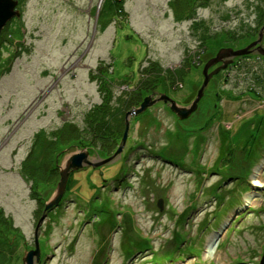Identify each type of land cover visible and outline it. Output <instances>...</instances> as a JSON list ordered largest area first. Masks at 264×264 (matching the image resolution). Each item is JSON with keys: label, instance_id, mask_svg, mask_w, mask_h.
<instances>
[{"label": "rangeland", "instance_id": "374dc122", "mask_svg": "<svg viewBox=\"0 0 264 264\" xmlns=\"http://www.w3.org/2000/svg\"><path fill=\"white\" fill-rule=\"evenodd\" d=\"M174 1L126 0L129 17L101 33L104 0H19L21 16L0 36V208L8 219L0 221V264H24L26 253L35 250L37 224L60 179L59 169L52 176L49 168L55 169L58 157L61 164L85 148L98 166L72 173L62 203L39 230L41 258L35 264H263L259 52L237 57L215 74L197 110L185 119L164 101L139 115L127 114L130 128L120 155L115 153L121 141L107 154L80 140L70 144L63 133L53 137L57 131L74 133L76 125L84 133L87 113L102 102L98 82L91 79L101 63L109 67L111 93L126 90L132 98L148 61L175 69L187 50H200L190 21L175 19L180 9L171 6ZM249 2L231 0L221 11L200 9L197 20L241 32L242 22H254ZM225 40H210L190 60L185 82L169 76L157 90L141 92V104L165 94L191 106L204 85L205 65L222 48L241 50L257 41ZM244 57L251 70L237 67ZM215 65L209 73L222 66ZM41 130L48 135L46 146L33 165L35 158L28 157ZM32 166L38 185L31 189L25 175ZM258 176L263 185L255 187ZM250 195L254 204L246 202ZM209 247L215 248L213 255Z\"/></svg>", "mask_w": 264, "mask_h": 264}, {"label": "trees", "instance_id": "16d2710c", "mask_svg": "<svg viewBox=\"0 0 264 264\" xmlns=\"http://www.w3.org/2000/svg\"><path fill=\"white\" fill-rule=\"evenodd\" d=\"M231 0H175L174 3H171V6L174 8H179L178 11L177 22L182 23L183 20H188L191 23V32L195 39H197L199 42V51H195L196 47L194 46L193 52H188L187 50V56L184 59V61H181L179 65L173 69V66H170L166 68L165 66L161 65L158 61H148V66L143 70V76L141 77V86L137 88V93L134 94L132 98L128 96L129 92L124 90L121 92L120 95L116 96L113 95L112 92V86L111 80L109 78V67H106L101 63L99 67L97 68V75H94V72L91 73V79L93 81H97L99 85V92L102 96V102L99 105H96L93 109L90 110V112L87 113L85 118V130L84 133H80L79 126H74V133L69 132L67 130L63 131H57L53 133V137L55 139H58L57 136H61L62 133L63 137L67 140H70V144L73 141H81L82 143H86L88 147L95 150L96 152L104 151L107 154L115 151L117 148V145L120 141H122V136L125 131V123H126V116L129 114L132 110L137 109L138 106L141 105L142 101V94L144 92H147L148 90H151L156 88L160 84V81L162 79H168L170 76V79L177 81L179 80L180 83L185 82V72H189L192 68L190 66V60H195V57L199 56L198 54L201 53L202 49L208 48L207 45L210 42V40L217 41L220 37H224L226 40L225 43L229 42H235L237 44H242L246 39L254 40L255 38L259 36L260 30L264 26V0H250L248 6L249 10H251L252 13H254V22L251 24L249 22H242V30L241 32L238 31H232L227 29L218 30L217 27H212L211 23H206L205 20H197L198 17V10L200 9H209L212 6L220 8L219 11H221L223 8H225L224 4L229 3ZM126 0H104V3L100 10V17L98 20V26L99 31L103 33L106 31L110 25L115 21H125L126 18L129 17V13L125 8ZM181 7H185V9L182 10ZM237 9L239 7H236ZM253 8V9H251ZM241 10V9H240ZM182 11V13H181ZM237 12V10H235ZM251 13V14H252ZM226 19L231 18V13H227L225 16ZM226 30V31H224ZM18 42V40H17ZM191 48V47H188ZM195 51V52H194ZM197 52V53H196ZM190 57V58H189ZM259 57H263L259 55ZM256 63L255 67V75L258 82L264 81V60H259ZM189 66L188 70L185 71L186 66ZM237 67H240L242 70L246 69L249 70V67H252L247 58H243L241 61L237 63ZM251 70V69H250ZM251 74L254 72V69L250 71ZM249 72V73H250ZM183 74V75H182ZM168 81V80H167ZM124 82V81H123ZM143 92V93H141ZM136 98H139L136 100ZM68 135H67V134ZM47 133L44 131H39L36 134V138L34 140V146H32L30 155L28 159L35 158V165L40 158V154L42 152V149L45 148L44 139H47L46 135ZM68 136V137H67ZM37 139V140H36ZM40 140V144L38 143ZM57 141V140H54ZM121 143V142H120ZM53 146H56L54 143ZM41 147V148H39ZM86 147V146H85ZM36 153V155H35ZM60 153H58L59 156ZM60 158V157H58ZM58 158L54 160L55 163V169L54 166L52 168H49V171H52V176L55 175V173L58 172ZM27 159V163H28ZM53 159L50 161L52 163ZM37 170L40 169L39 166H36ZM30 175H25L26 181L31 183V189L34 186L38 185V182H36L33 177L34 174V167H30ZM33 199H37L36 195L31 196ZM4 212L0 208V221L2 222V219H5V221H8V219L4 218ZM11 223V222H10ZM18 230V229H16ZM161 263V262H160ZM159 263V264H160Z\"/></svg>", "mask_w": 264, "mask_h": 264}, {"label": "water", "instance_id": "95a60500", "mask_svg": "<svg viewBox=\"0 0 264 264\" xmlns=\"http://www.w3.org/2000/svg\"><path fill=\"white\" fill-rule=\"evenodd\" d=\"M19 0H0V36L2 34L3 29L5 26L12 21L14 18L20 17L21 12L18 10ZM96 32V26L94 28ZM264 37V27L262 28L259 39L255 41L254 43H251L247 48L241 49V50H235L233 48H222L214 57L205 65V68L203 70V74L205 76V82L202 87V89L198 93L197 99L194 101V103L189 107H183L180 106L176 101H174L171 97L161 95L159 99L153 101L152 98H149L145 100L144 103L141 104V106L137 109L132 110L129 114L130 115H139L143 112H145L148 107L151 105L156 104L157 102L164 101L165 103H168L170 105L171 110L180 118L185 119L192 115L194 111L198 108V103L200 102L201 98L203 97V91L204 88L208 85V82L210 79L217 73H219L222 69H225L229 63L233 62L234 58L249 54L252 52L253 47L260 44ZM262 48V53H264V48L262 45H259ZM224 63L221 67L213 71L212 73H209V69L218 63ZM130 123L126 122V128L125 133L123 135V139L121 141V144L119 148L117 149L115 155H120L123 149L124 144L126 143L128 131L130 128ZM59 168V175L60 179L57 183L56 189L52 196L45 202V207L43 211V215L41 219L39 220L37 227H36V241H35V250H31L26 253V256L24 257L23 261L24 264H35L40 262L41 258V251L39 248V230L45 221L46 217L48 216L49 212H51L54 208L58 207L64 198V195L67 190V185L69 182V179L72 175V173L77 172L86 166H93L97 167L98 164L94 163L90 160V151L85 149H79L77 152H72L69 155L65 157L63 162L61 164H58ZM264 264V254H263V261Z\"/></svg>", "mask_w": 264, "mask_h": 264}, {"label": "bare ground", "instance_id": "6f19581e", "mask_svg": "<svg viewBox=\"0 0 264 264\" xmlns=\"http://www.w3.org/2000/svg\"><path fill=\"white\" fill-rule=\"evenodd\" d=\"M259 175V174H258ZM259 178V176L258 177H256L255 179H254V183H253V185L255 186V187H260V186H262L263 185V182L260 180V179H258ZM255 201H256V198L254 197V196H252V195H250V196H248L247 198H246V202L248 203V204H254L255 203ZM210 255H213L214 253H215V248L214 247H209V252H208Z\"/></svg>", "mask_w": 264, "mask_h": 264}, {"label": "flooded vegetation", "instance_id": "af4514ba", "mask_svg": "<svg viewBox=\"0 0 264 264\" xmlns=\"http://www.w3.org/2000/svg\"><path fill=\"white\" fill-rule=\"evenodd\" d=\"M264 27V26H263ZM262 27V28H263ZM262 30V29H261ZM261 30H260V32H261ZM259 35H260V33H259ZM259 39V36L257 37V39L256 40H258ZM253 43V42H252ZM260 45H262V47L264 48V44H263V40H262V42L260 43ZM260 53L261 54V56H264V53H262V48L259 46V44L257 45V46H255V47H253V49H252V53ZM235 59V58H234ZM218 64H220V66L221 65H223V63L221 62V63H218ZM217 64V65H218ZM216 66V65H215Z\"/></svg>", "mask_w": 264, "mask_h": 264}]
</instances>
